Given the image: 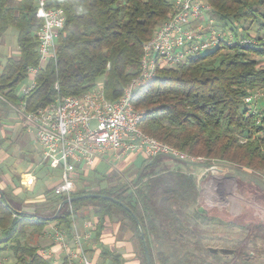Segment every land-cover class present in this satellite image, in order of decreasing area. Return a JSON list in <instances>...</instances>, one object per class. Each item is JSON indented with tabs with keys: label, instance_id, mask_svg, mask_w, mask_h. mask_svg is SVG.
Segmentation results:
<instances>
[{
	"label": "trees",
	"instance_id": "trees-1",
	"mask_svg": "<svg viewBox=\"0 0 264 264\" xmlns=\"http://www.w3.org/2000/svg\"><path fill=\"white\" fill-rule=\"evenodd\" d=\"M206 1L212 8V16L235 36L249 37L253 31L264 30V0ZM36 2L0 0V38L10 27L15 28L19 53L8 57L0 68V126H6L8 118L9 122H15L7 101L19 99L17 93L27 83L28 71L39 64L38 31L43 21L36 17ZM47 7L62 8L66 21L58 35L56 59H50L38 70L36 86L24 98L29 111H38L61 97L83 94L99 81L105 85L107 98H119L139 72L143 44L172 12L171 0H48ZM245 22L250 25L245 26ZM256 56L264 57V47L222 45L175 67L158 68L156 78L138 88L134 96L135 108L146 111L141 128L147 135L204 157V166L215 160L264 173V100L258 103L256 113L250 112L244 101L250 91L264 87V68L259 67ZM22 132L27 134L24 126ZM12 146L17 147V142L0 136V149L9 151ZM24 147L17 148L13 165L7 163L10 152L0 163V181L4 173L10 176L5 190L0 185V251L8 250L12 256L5 264H55L39 254L46 227L55 223L72 234L74 220L91 216L99 220L96 240L104 221L116 216L123 228L133 233L142 251L143 264H148L134 214L141 222L155 264L150 238L158 240L170 232L154 212H158L155 193L170 190L165 181L156 180L154 172L142 176L138 173L133 184L122 188L103 184L105 177L96 178L99 173L79 165L75 172L77 189L72 197L80 198L71 203L72 210L66 204L57 214L66 196L43 187L42 192L35 188L24 191L25 202L30 200L27 205L35 209L43 204L52 206L53 212L49 216L35 210L20 214L17 211H22L24 205L19 207L15 199L20 176L28 166L33 163L32 167H36L39 184L56 176L55 171L60 173L43 159L42 151L36 153L27 147L25 151L32 153L28 156L21 152ZM23 160L27 164L18 168ZM176 175L173 186L184 176ZM189 180L194 192V179L190 176ZM85 183L90 184L83 187ZM87 194L102 196L86 197ZM5 198L11 208L5 204ZM165 200L166 196L161 203ZM159 254V264H169L168 257L163 252ZM101 257L111 260V264L126 261L106 248ZM59 264L69 263L64 260Z\"/></svg>",
	"mask_w": 264,
	"mask_h": 264
},
{
	"label": "built area",
	"instance_id": "built-area-1",
	"mask_svg": "<svg viewBox=\"0 0 264 264\" xmlns=\"http://www.w3.org/2000/svg\"><path fill=\"white\" fill-rule=\"evenodd\" d=\"M36 1V17L43 21L38 31L39 64L28 71L27 83L17 93L19 99L7 102L26 131L34 136L44 160L51 168L60 170L59 182L53 187L56 195L71 198L77 189V166L90 169L98 159L115 161L135 155L148 160L167 156L183 162L205 161L202 156L189 154L143 131L141 123L146 111L135 108L136 90L154 80L158 68L175 67L219 46L239 44L264 47V30L260 36H235L225 31L212 16V8L206 0H171L170 17L159 24L143 44L139 72L119 98H107L105 85L99 81L83 94L61 97L38 111H29L24 98L36 86L38 70L50 59H56L58 35L66 21L62 8H48V0ZM260 98L261 94L255 90L244 98L250 112L256 113ZM261 175L264 178V173ZM36 180L32 171L21 175L25 187H31ZM87 225L90 227L92 223ZM50 233L54 246L58 247V251L66 253L69 264H94L85 251V241L91 237V232L80 233L76 220L72 237L54 226ZM54 248H42L39 254L44 258L51 257Z\"/></svg>",
	"mask_w": 264,
	"mask_h": 264
},
{
	"label": "rangeland",
	"instance_id": "rangeland-1",
	"mask_svg": "<svg viewBox=\"0 0 264 264\" xmlns=\"http://www.w3.org/2000/svg\"><path fill=\"white\" fill-rule=\"evenodd\" d=\"M248 25H250L249 22H245V26ZM262 32L263 30L259 33L253 31L252 35L260 36ZM18 54L17 31L15 28L10 27L0 38V68L8 57L17 56ZM255 58L260 62L259 67L264 68V57L256 56ZM254 90L261 94V98L257 103L264 100V87ZM11 116L15 122H9L8 118V124L0 126V135L5 133L10 142H17V147L12 146L9 151L1 148L0 158L7 157L8 152H10L7 163L13 165L17 158L15 153L19 146L20 148L23 145L25 146L21 152L26 153L24 155L28 156L32 153L25 151L27 147L36 153L40 150V147L34 142L30 134L22 132L24 125L15 113H11ZM135 160L133 162L122 158V160H115L110 165L100 163L97 169L102 172V175L98 174L94 177L103 176L106 179L105 181L111 185L122 186V188L131 183L133 184L138 173L142 176L154 172L157 174L156 180L165 181V185L167 184V188L169 187L170 190L166 193L165 190L162 193L160 191L155 193V204L158 212H154L158 213L157 216L161 217L162 224L167 225L166 227L170 232L164 233L163 238H158V240L153 236L150 238L152 243L150 244L151 253L155 264H159V256H161L159 252H163L168 257L169 264H264V178L262 175H257V181L254 184L248 181L243 182L241 177L247 180L251 179L243 173L246 171V174L250 172L255 176V170L214 160L213 163L220 172L218 171L214 177H210L207 184L204 180L202 185L197 186V191L193 192L189 187L190 180L187 175L179 177L178 184L172 185L177 179L175 167H180L181 172H187L191 169L189 163L177 160L169 161L168 158L167 163H170V169H167L168 167L163 169L160 168V163H158L159 165L151 164L150 167L149 162H144L141 157ZM160 160L163 159L160 157ZM26 164V160H23L18 168H23ZM232 167L236 168V171L231 170ZM93 170L92 168L91 171ZM55 172L58 175L59 171ZM211 174L210 172L209 176ZM236 175L241 177L235 179ZM6 180L10 181L9 176H6L4 182ZM89 184L85 183L82 186L85 187ZM162 186L163 188L166 187ZM42 188V184H39L37 192H41ZM164 196H166V200L161 203ZM25 199V192H21L19 197L15 199V203L22 207ZM23 205L29 211L49 213V209H46L47 207L44 204L37 207V209ZM160 207L162 208L160 209ZM47 241L48 239H41V246H48ZM136 241L135 247L138 244ZM211 248L231 249L233 253H220V251L214 253ZM134 254L136 255L124 256L125 263L143 264V255L139 249V244L135 248ZM8 256H10L8 250L0 251V264L8 263V260L10 261ZM96 258L98 264L102 262V264H111L109 259L105 260L99 256Z\"/></svg>",
	"mask_w": 264,
	"mask_h": 264
},
{
	"label": "crops",
	"instance_id": "crops-1",
	"mask_svg": "<svg viewBox=\"0 0 264 264\" xmlns=\"http://www.w3.org/2000/svg\"><path fill=\"white\" fill-rule=\"evenodd\" d=\"M27 134H30V133L27 132ZM30 135L32 136L34 142L36 144H38L35 141L34 136L32 134H30ZM0 136H1V138H5V133L3 135H0ZM39 151H41V148H40ZM7 157H8V154H7ZM7 157L0 158V163L5 161V158H7ZM139 157L143 158L144 162L148 161L149 164H150L149 165L150 167L152 166L151 164L160 163V165L159 164L158 165L160 166V168H163V169H165V167H168L167 169H170V163H167L168 158H169V161L170 160H175L176 161V159H172V158L167 157V156H161V159H163L162 161L161 160L159 161V158H158V160H155V158H151V159L148 160V159H145L142 156H135V155H128V156H126L124 158H126L127 160L129 159L130 161L135 162L136 161L135 159H137ZM43 159H44V157H43ZM177 161H179V160H177ZM205 161H206V159H205ZM205 161H203V162L205 163ZM112 162H114V160L105 159V158L104 159H98L94 163L93 167L90 168V170H92V168H93L94 171H96L97 173H99V175H101L102 172H99V170L97 169L98 165L100 163H105L106 165H110V164H112ZM179 162H183V161H179ZM203 162H199V164L198 163L187 162V163H189L191 165L190 166L191 169L188 170L187 172H185V171L181 172L179 170L180 167H178V166L175 167V169L177 170V173H182L183 175H187L189 178L191 176L194 179L195 188H196L195 190L196 191H197V186H200L199 185V180L203 177V175L208 176L207 179H204L205 183L207 184L208 179L210 177H214L215 173H217L219 171V169L214 165L213 162H210L209 166L202 165ZM32 166H33V163L30 164L28 166L27 170L25 172H23L22 174H24V173H26L28 171H32L35 174V168L36 167L35 166L32 167ZM182 166H183V168H185V166L183 164H182ZM144 168H146V167L144 166ZM226 169H228V167H226ZM201 170H203V171H201ZM231 170L236 171V168L232 167ZM246 170H249V169H246ZM197 172H199V174H197ZM210 172L212 174L209 176ZM231 172H233V171H231ZM243 174L246 175L247 177H250L251 179L247 180V179H244L243 177L238 176V175H236L237 177L235 179H237L238 177H241L243 182L248 181V182H252L254 184L257 181V179H256L257 175H261V173H259L258 171L257 172L254 171L255 176L252 175L250 172H248V174H246V171ZM96 176H98V174ZM5 177L6 176H5V173H4L2 175V180L0 181V185H1V187L4 190H5V187H6L5 186V182H4L5 181ZM36 178H37V175H36ZM59 179H60V173H59V175H56V176H53V177H49L48 179L45 180L44 183H41V184H42V186L45 189H53V187L59 182ZM105 183L108 184L109 182L105 181L103 184H105ZM11 185H12V183H11ZM19 185L20 186L17 189L18 193L16 194L17 195L16 199L18 198V196H19V194L21 192L32 190L33 188H35V190L37 191V186L39 185V182H37V180H36V182L31 187H25L24 185H22L21 176H20ZM41 192H42V190H41ZM38 195L42 196L41 193H39ZM28 201H30V200H26V202L23 203V204L27 205V203H29ZM45 206L47 207L46 209H49V213H47V214L42 213V214L49 216L53 212V207L49 206V205H45ZM27 207H30V206L27 205ZM31 208L35 209V207H31ZM25 210L26 209L24 208L23 211H25ZM31 212H33V211H31ZM89 222L92 223V226H90V227L87 225V223H89ZM97 223H99V220L95 216H91L89 218H79V219L76 220V226H77V229L80 231V233L84 234L86 232H91V237L85 241V251H86V254H87L88 258L90 260H92L94 262V264H98L96 257L97 256L101 257V253H102V250L104 248L110 250L111 252L118 253L122 257H124V256L125 257L126 256L130 257L131 255L132 256L136 255L134 253H135V248L138 247V244L135 247V240L136 239L134 238L133 233L131 231H129L128 229L123 228V226L121 225L119 219L116 218V216L110 217V218H108V219H106L104 221V227L100 231L101 233L99 235V239L98 240L95 239V237H96L95 232H96ZM52 226L58 227V228H60V229H62L64 231L63 228L57 226L55 223H49V225L45 229L44 235L41 238V239H44V240L48 239V241H47L48 246H45V245L41 246V242H40V249H42V248H49L50 249V248L55 247L54 248L55 251H53V255L51 257H48V258L53 263L59 264V263H62L64 260H67V255H66V253L64 251H61V252L58 251V247L54 246V239L52 237V234L50 233ZM68 235L72 237L73 232H72V234H68ZM136 243H137V241H136ZM8 257H10V260H11L12 256L10 255Z\"/></svg>",
	"mask_w": 264,
	"mask_h": 264
},
{
	"label": "water",
	"instance_id": "water-1",
	"mask_svg": "<svg viewBox=\"0 0 264 264\" xmlns=\"http://www.w3.org/2000/svg\"><path fill=\"white\" fill-rule=\"evenodd\" d=\"M206 175H203V177L199 180V185H202L203 182H204V179H205ZM0 193L2 194V190L0 189ZM86 197H101L102 195H99V194H87L85 195ZM77 198H80L79 196L77 197H71V198H66L60 205H59V208H58V211H57V214L60 212V210L62 209V207L66 204H69V203H72L73 201H75ZM111 199H114V198H111ZM115 200V199H114ZM117 201V200H116ZM5 204L8 206V207H12L11 204L9 203V201L5 198ZM129 211H131L130 208L126 207ZM18 213L22 214L24 213V211H17ZM134 217L138 223V226H139V230H140V234H141V239H142V244H143V247H144V253H145V256H146V259H147V263L148 264H152V259H151V255H150V251H149V247L148 245L146 244L147 241H146V237H145V233H144V230H143V227L141 225V222L139 221L138 217L134 214ZM211 251L214 252V253H217L218 251H220V253H233V250L231 249H226V248H222L221 250L220 249H215V248H211Z\"/></svg>",
	"mask_w": 264,
	"mask_h": 264
}]
</instances>
